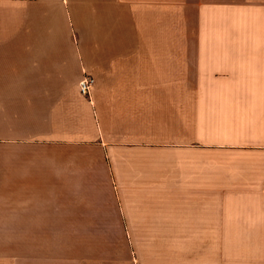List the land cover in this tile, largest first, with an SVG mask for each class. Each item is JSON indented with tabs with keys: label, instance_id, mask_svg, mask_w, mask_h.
<instances>
[{
	"label": "crops",
	"instance_id": "1",
	"mask_svg": "<svg viewBox=\"0 0 264 264\" xmlns=\"http://www.w3.org/2000/svg\"><path fill=\"white\" fill-rule=\"evenodd\" d=\"M0 264H264V0H0Z\"/></svg>",
	"mask_w": 264,
	"mask_h": 264
},
{
	"label": "rangeland",
	"instance_id": "2",
	"mask_svg": "<svg viewBox=\"0 0 264 264\" xmlns=\"http://www.w3.org/2000/svg\"><path fill=\"white\" fill-rule=\"evenodd\" d=\"M126 24V23H125ZM120 33H125V34H129V33H135L134 30H132L127 24L125 27H121V30L119 31ZM125 238H126V250H127V253H129V239H130V236L129 235H124ZM106 238V239H105ZM132 238V237H131ZM96 240L98 241L99 238L95 239V242ZM101 239H100V244H101ZM109 243L110 245V255L111 256H120L122 253H123V244L121 245L119 243V239L117 237V235H103V242L104 243ZM115 246V249H112L113 247ZM131 246V245H130ZM62 253H63V257L65 255H68L69 253V237L68 235H62ZM96 247V246H95ZM114 250V251H113Z\"/></svg>",
	"mask_w": 264,
	"mask_h": 264
},
{
	"label": "built area",
	"instance_id": "3",
	"mask_svg": "<svg viewBox=\"0 0 264 264\" xmlns=\"http://www.w3.org/2000/svg\"><path fill=\"white\" fill-rule=\"evenodd\" d=\"M93 84H94V79L91 76H84L83 79L79 82L80 93L82 95L87 96Z\"/></svg>",
	"mask_w": 264,
	"mask_h": 264
}]
</instances>
